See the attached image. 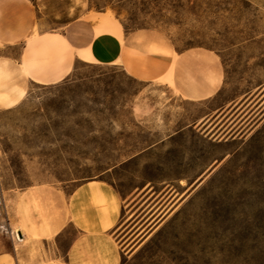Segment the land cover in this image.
Returning <instances> with one entry per match:
<instances>
[{
  "label": "rangeland",
  "instance_id": "1",
  "mask_svg": "<svg viewBox=\"0 0 264 264\" xmlns=\"http://www.w3.org/2000/svg\"><path fill=\"white\" fill-rule=\"evenodd\" d=\"M12 1L22 5L26 24L22 38L0 44V59L19 63L35 32L83 42L90 23L96 40L106 37L105 28L119 40L141 29L166 35L177 50L219 53L226 89L159 119L154 107L166 100L167 88L137 80L120 65L78 59L67 79L79 96L73 100L66 91L58 111L46 104L59 94L30 81L18 104L0 107V264H10L15 252L10 228H20L16 207L26 189L71 190L91 179L125 189L146 179L176 184L175 213L122 264H264V109L258 107L264 0H0V7ZM4 11L0 39L7 30ZM79 48L93 51L92 44ZM229 99L235 101L210 117L209 128L192 123L198 110L212 112Z\"/></svg>",
  "mask_w": 264,
  "mask_h": 264
},
{
  "label": "crops",
  "instance_id": "2",
  "mask_svg": "<svg viewBox=\"0 0 264 264\" xmlns=\"http://www.w3.org/2000/svg\"><path fill=\"white\" fill-rule=\"evenodd\" d=\"M1 7L7 30L0 44L5 39L14 42L22 38L26 24L22 5L12 1ZM89 25L92 33L83 42H73L58 32H35L27 39L19 63L0 59V107L18 104L30 81L56 84L66 79L78 59L120 65L137 80L165 86L166 100L153 111L159 119L185 113L186 104L224 96L226 65L216 51L202 47L177 50L163 33L153 36L141 29L123 33L119 40L108 36L111 31L105 28L106 37L96 40V25ZM89 44L92 52L80 50ZM234 101L229 99L212 112L198 110L192 123L209 128L210 117L222 110L220 115ZM258 107L264 109V99ZM190 125L165 135L175 136ZM175 190L171 179H146L130 189L106 179L87 180L71 190L32 186L23 192L16 207L20 228H10L15 248L10 264H122L124 257L134 254L170 220L178 207Z\"/></svg>",
  "mask_w": 264,
  "mask_h": 264
},
{
  "label": "trees",
  "instance_id": "3",
  "mask_svg": "<svg viewBox=\"0 0 264 264\" xmlns=\"http://www.w3.org/2000/svg\"><path fill=\"white\" fill-rule=\"evenodd\" d=\"M32 2L36 3V0H32ZM92 6H94V4H92ZM97 8H100L99 4L96 5ZM91 63H95V62H91ZM69 84V80L66 78L64 81H62L61 83H56V84H46L44 85L45 88H48L50 91H56L59 95L58 98L52 99L50 101H48V103L46 104L47 107L49 108H53L55 111H58L62 101L64 100V96L66 94V91L72 92V99L74 100L75 97H78L79 94L76 91H72V89L68 86ZM99 112L103 113L102 110H98ZM72 116H75L78 111L76 109H73L71 111ZM232 135L233 137L236 135L235 133L231 132L228 136ZM70 137H73L71 135H69ZM227 136V137H228Z\"/></svg>",
  "mask_w": 264,
  "mask_h": 264
},
{
  "label": "bare ground",
  "instance_id": "4",
  "mask_svg": "<svg viewBox=\"0 0 264 264\" xmlns=\"http://www.w3.org/2000/svg\"><path fill=\"white\" fill-rule=\"evenodd\" d=\"M25 95H26V91H25V93H24ZM22 98V97H21ZM21 101V100H20ZM18 103V102H17Z\"/></svg>",
  "mask_w": 264,
  "mask_h": 264
}]
</instances>
